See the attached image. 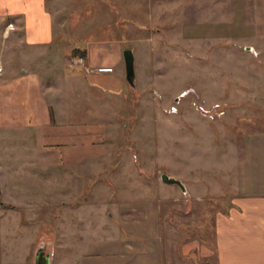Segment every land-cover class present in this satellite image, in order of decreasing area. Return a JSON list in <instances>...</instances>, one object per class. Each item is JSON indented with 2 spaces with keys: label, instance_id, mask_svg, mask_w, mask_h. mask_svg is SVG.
Instances as JSON below:
<instances>
[{
  "label": "rangeland",
  "instance_id": "obj_1",
  "mask_svg": "<svg viewBox=\"0 0 264 264\" xmlns=\"http://www.w3.org/2000/svg\"><path fill=\"white\" fill-rule=\"evenodd\" d=\"M47 5L56 29L70 34V47L82 37L80 47L121 40L133 49L136 88L126 79L105 87L97 74H85L127 100L121 113L74 123L81 127L70 142L84 146L81 165H63L61 146L45 145L37 132H0V264H36L42 241L65 244L63 233L83 217L80 207H105L107 216L135 208L138 221L156 210L166 250L178 255L186 246L196 263H216V218L258 188L264 165V0Z\"/></svg>",
  "mask_w": 264,
  "mask_h": 264
},
{
  "label": "crops",
  "instance_id": "obj_2",
  "mask_svg": "<svg viewBox=\"0 0 264 264\" xmlns=\"http://www.w3.org/2000/svg\"><path fill=\"white\" fill-rule=\"evenodd\" d=\"M47 4L48 0H0V132H37L45 145L61 146L63 165H81L84 146L75 149L70 142L81 127L74 123L96 113L124 111L125 93L114 95L105 87L126 79L125 48L121 40L85 41L86 47H80L82 37L70 47V34L56 29L55 13ZM5 21L14 29L2 28ZM77 48L86 50L83 64L73 56ZM87 72L100 76L105 87L89 83ZM74 149L80 151L75 163L70 157ZM258 166V188L236 199L229 214L216 218L213 264H264V165ZM95 210H77L83 217L63 233L65 244L57 237L45 242L65 246L59 255L51 251L52 261L57 255L58 264H199L191 260L192 254L185 255L184 245L183 254L166 250L156 210L143 221L132 216L135 208H119L109 216L105 207ZM93 213L98 217L85 216Z\"/></svg>",
  "mask_w": 264,
  "mask_h": 264
},
{
  "label": "water",
  "instance_id": "obj_3",
  "mask_svg": "<svg viewBox=\"0 0 264 264\" xmlns=\"http://www.w3.org/2000/svg\"><path fill=\"white\" fill-rule=\"evenodd\" d=\"M124 54V59H125V67H126V80L128 82V84L132 87V88H136V80H137V74H136V66H135V53L134 50L131 48H127L124 50V52L122 53ZM162 179L164 182L168 183V184H176L179 185L183 190H185L184 184L181 182L180 179H176L173 177H170L167 174H163L162 175ZM41 247H39V249L37 250L36 253V261L37 258L39 256V252H41ZM49 256V260L43 264H51V252H48ZM37 264V262H36ZM206 264H213L212 262H208Z\"/></svg>",
  "mask_w": 264,
  "mask_h": 264
},
{
  "label": "flooded vegetation",
  "instance_id": "obj_4",
  "mask_svg": "<svg viewBox=\"0 0 264 264\" xmlns=\"http://www.w3.org/2000/svg\"><path fill=\"white\" fill-rule=\"evenodd\" d=\"M46 241H42L41 244H40V247L42 248L41 249V252H39V256L37 258V264H43L45 262H47L50 258L48 255V249H47V246H49V244H46L45 243ZM46 248V250H45ZM45 252V253H44Z\"/></svg>",
  "mask_w": 264,
  "mask_h": 264
},
{
  "label": "trees",
  "instance_id": "obj_5",
  "mask_svg": "<svg viewBox=\"0 0 264 264\" xmlns=\"http://www.w3.org/2000/svg\"><path fill=\"white\" fill-rule=\"evenodd\" d=\"M73 54H74L73 56H77V55H80V56L84 55L85 56L86 55V50H83L81 48H77V49H75Z\"/></svg>",
  "mask_w": 264,
  "mask_h": 264
},
{
  "label": "built area",
  "instance_id": "obj_6",
  "mask_svg": "<svg viewBox=\"0 0 264 264\" xmlns=\"http://www.w3.org/2000/svg\"><path fill=\"white\" fill-rule=\"evenodd\" d=\"M84 57H81V58H78V60H77V62L79 63V64H83L84 63ZM0 70H1V68H0Z\"/></svg>",
  "mask_w": 264,
  "mask_h": 264
}]
</instances>
